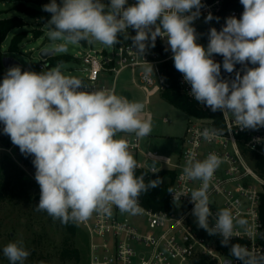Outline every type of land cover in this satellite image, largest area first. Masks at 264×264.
<instances>
[{"label": "clouds", "instance_id": "9594fccd", "mask_svg": "<svg viewBox=\"0 0 264 264\" xmlns=\"http://www.w3.org/2000/svg\"><path fill=\"white\" fill-rule=\"evenodd\" d=\"M239 19H226V26L209 31L205 48L197 43L193 23L201 15L202 0H51L43 11L51 13L45 27L53 42L54 53H67L69 45L81 41L113 47L123 34L131 47L143 56L155 47L157 37L166 39L175 69L191 86L190 95L211 109L230 113L241 129L264 128V0H240ZM126 5H128L126 7ZM211 13L205 22L211 21ZM218 19V18H217ZM135 31L131 36L128 29ZM167 50V49H166ZM213 54L223 57V69L233 73L237 64L245 65L231 81L221 78V64ZM147 63V62H146ZM258 65L248 68L247 64ZM144 78L153 74L147 63ZM62 63L47 71L8 69L0 82V123L3 133L24 155L34 157L35 180L40 187L37 211H44L63 224L83 223L93 213L109 217L113 207L121 213L138 214L139 197L161 183L159 178L145 183L137 176V161L129 143L118 133L134 134L137 140L152 132L150 118H142L144 105L106 90H79L81 79L65 75ZM221 129H204L202 136L211 141L222 135ZM221 158L210 153L203 160L189 152L183 176L200 181L191 190L192 215L197 227L208 235L222 237L221 246L229 247L237 227L248 231L247 220L234 217L228 209L216 213L210 227L208 188ZM174 193V200L178 199ZM10 264H24L29 251L22 242H10L3 248ZM230 254L245 264H257L255 257L239 246L231 245Z\"/></svg>", "mask_w": 264, "mask_h": 264}, {"label": "built area", "instance_id": "2783aa9c", "mask_svg": "<svg viewBox=\"0 0 264 264\" xmlns=\"http://www.w3.org/2000/svg\"><path fill=\"white\" fill-rule=\"evenodd\" d=\"M0 1L15 2L19 5L28 1L45 0ZM135 2L136 0H128V5ZM202 4L204 7L200 10L201 15L193 23L199 33L197 43L201 45L205 39V17L209 13L213 17L221 14L225 0H202ZM243 10L241 7L230 8L219 20L216 30L220 31L226 26L228 17L239 19ZM128 32L131 36L136 34L131 28ZM118 39L119 43L114 45L112 56L99 54L97 50L87 51L82 55L85 73L77 78L81 79L85 86L79 90H106L121 96L122 90H132L136 87L143 92L144 98L134 101L143 103L142 118L148 119L151 114L146 111V107L151 97L177 87L201 113L187 111L189 119L183 137L184 147L177 160L174 161L170 156L163 154H147L148 158L161 164L159 167L149 166L140 160V140H137L134 134H117L118 139L128 141L129 151L138 164L137 169L150 172L160 169L175 171L171 189L179 198L174 200L175 194L169 192L168 199L173 205L171 211L155 209L138 201L141 209L138 214L121 213L118 208L113 207L111 217L103 213H93L89 220L79 223L89 237L88 264H198L202 256H207L208 260L215 264H225L227 259L230 264H245V261L238 260L230 252L219 248V235L203 234L194 225V203L191 201L190 191L200 188L201 182L190 181L183 176V168L190 151L195 153L199 160L205 159L210 153L217 154L222 160L208 188L210 209L213 213L209 217L210 227L215 224L216 213L221 209H228L234 217L247 220L248 231L237 227L230 243L245 248L251 257H255L257 264H264V222L260 212L264 177L251 163L254 155L264 156V128L241 130L235 125L230 113L212 112L204 104L198 103L190 95L191 86L175 69L173 54L166 39L157 37L155 47L149 46L143 56L135 52L131 41L125 40L123 34ZM212 59L221 64L222 79L233 80L237 71L241 76L244 74L245 65L237 64L234 72L228 73L222 67V56L213 54ZM146 62L153 66V74L148 79H145L143 74L144 68L148 66ZM247 67L258 65L249 63ZM127 69L131 71V77L129 83L122 86L120 77ZM204 129H221L223 134L207 141L202 136ZM24 169L36 182L33 169L29 166H24Z\"/></svg>", "mask_w": 264, "mask_h": 264}, {"label": "rangeland", "instance_id": "374dc122", "mask_svg": "<svg viewBox=\"0 0 264 264\" xmlns=\"http://www.w3.org/2000/svg\"><path fill=\"white\" fill-rule=\"evenodd\" d=\"M50 2V0L28 1L26 4L17 5L15 2L0 1V17H18L22 21V25L12 29L2 43L1 57L13 56L22 66L29 67L30 71L44 63L39 56V51L43 48L53 49V42L46 35L48 29L45 24L48 21L41 16H30L24 12V7L43 11V6ZM102 2L109 3L108 0H102ZM57 3L60 4L61 0H57ZM18 34L22 35V40L18 44V50L12 52L9 45L13 37ZM68 49L67 53H55V55H68L67 60L57 64L62 63L61 71L65 75L80 77L85 73L81 60L84 53L97 50L99 54L112 56L115 47H106L98 42L88 44L81 41L78 45H69ZM57 64L42 67L47 71ZM130 77L131 71L125 70L120 77L121 85L125 86L127 82L129 83ZM121 96L130 101L144 98L143 92L136 87L132 90H122ZM146 111L151 114L152 132L140 140V160L149 166L156 167L161 164L148 158V153L163 154L170 156L174 161L177 160L184 147L183 137L189 119L187 111L171 103L165 93L153 95ZM5 154L24 170L21 154L16 145L5 147L0 143V159ZM19 191L17 190L16 194L10 198L0 200V264H10L2 251L10 242H22L29 251L30 255L24 264H88L89 249L87 251L85 248L81 235L69 236L58 219H53L44 211H37L28 195L24 194V191ZM29 191L37 194L40 188L36 183L29 188ZM81 228L84 229L82 226ZM73 248L79 250L77 255L73 253ZM65 249H70L69 255L63 254Z\"/></svg>", "mask_w": 264, "mask_h": 264}, {"label": "trees", "instance_id": "16d2710c", "mask_svg": "<svg viewBox=\"0 0 264 264\" xmlns=\"http://www.w3.org/2000/svg\"><path fill=\"white\" fill-rule=\"evenodd\" d=\"M233 7H241L243 5L240 3V0H225L224 11L219 14L217 17H213L211 21H208L203 25V31L205 34V39L203 42V46L206 48L209 43V31L212 28H217L219 24V20L223 18L225 13ZM24 12L29 14L30 16H41L45 21H48L51 18V13L40 11L35 8L31 7H24ZM218 18V19H217ZM22 25V21L18 17H0V82L4 79L8 69H5L2 65V57H1V45L5 41L6 37L8 36L9 32ZM22 40V35L18 34L13 37L11 43L9 45V49L12 52H16L18 50V44ZM84 42V41H82ZM68 59V55H53L49 57L46 61H44L45 66H51L57 64L60 61H64ZM19 66L22 71H30L27 70L26 67L22 65H15ZM14 67V66H13ZM33 71L39 73L45 71V68L41 65L35 66ZM165 93V96L169 99L171 103L174 105L184 109L185 111H191L195 113L199 112L194 103L191 102L186 96H184L177 87H173L171 90H168ZM0 143L2 146L8 147L12 145L11 139L8 135L3 133V124L1 123V134H0ZM19 153L21 154L22 162L24 166H29L33 169L35 173V167L32 163L34 157L31 155H24L20 152L19 147L17 146ZM251 163L253 164L254 168L259 172L260 175L264 177V156L261 155H254L251 159ZM144 175L145 183L150 180H155L159 178L161 183L156 188L149 189L148 191L142 193L139 197V201H141L146 206L155 208V209H165V210H173V205L169 202V188H172L174 180H175V171L172 169H160L156 172H150L145 169H136V175ZM35 181L33 178L26 172V170H22L19 165L9 156L3 155L0 159V200H4L10 198L16 194L17 190L19 192H23L27 194L29 199L33 201L35 206L39 203L40 192L39 193H32L29 191L30 187L35 185ZM260 212L261 217L264 222V191L262 192V199L260 204ZM194 225L196 228V218H193ZM60 221V220H59ZM61 223V221H60ZM61 225L64 227L65 231L71 237H75L81 235L83 239V244L88 251L89 246V237L86 231L81 228L79 223L69 222L68 224ZM201 233L207 234V232L203 229H200ZM263 237H264V228H263ZM221 239L220 237L217 238L218 246L225 252H230V245L229 247H222L221 246ZM70 250V249H69ZM69 250H64V255H69ZM73 253L76 255L79 253L77 248H73ZM198 264H215L213 261H209L207 256H202Z\"/></svg>", "mask_w": 264, "mask_h": 264}, {"label": "water", "instance_id": "95a60500", "mask_svg": "<svg viewBox=\"0 0 264 264\" xmlns=\"http://www.w3.org/2000/svg\"><path fill=\"white\" fill-rule=\"evenodd\" d=\"M196 29V27H194ZM197 36H198V32L196 30ZM55 55V53L53 52V49H47V48H43L39 51V56L41 58L42 61H46L49 57ZM2 65L5 69H9L15 65H21L18 60L16 58H14L13 56H3L2 57ZM41 66H45L44 63L40 64ZM27 70H29V67H26ZM143 104V103H142ZM225 264H230V260L227 259Z\"/></svg>", "mask_w": 264, "mask_h": 264}, {"label": "crops", "instance_id": "0c3cea01", "mask_svg": "<svg viewBox=\"0 0 264 264\" xmlns=\"http://www.w3.org/2000/svg\"><path fill=\"white\" fill-rule=\"evenodd\" d=\"M119 136V135H118Z\"/></svg>", "mask_w": 264, "mask_h": 264}]
</instances>
